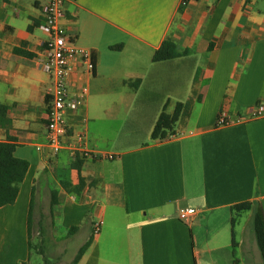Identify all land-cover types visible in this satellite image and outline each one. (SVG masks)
Returning <instances> with one entry per match:
<instances>
[{
	"label": "crops",
	"instance_id": "0c3cea01",
	"mask_svg": "<svg viewBox=\"0 0 264 264\" xmlns=\"http://www.w3.org/2000/svg\"><path fill=\"white\" fill-rule=\"evenodd\" d=\"M48 2L0 0V141L15 139L16 157L30 164L16 203L0 208V264L29 263V218L32 238L42 224L62 253L79 233L84 244L93 238L78 264H263L253 217H264V119L247 113L264 103V0H188L182 10L184 0H66L60 24L96 62L72 88L88 87L85 108L68 119L71 134L86 131L93 158L37 151L51 86L39 28ZM167 39L196 59L182 85L172 65L153 62ZM178 102L190 113L175 135L120 143L139 107L167 103L172 114ZM223 115L235 122L217 126ZM244 203L253 208L236 214L233 231L232 209ZM186 208L197 214L182 221Z\"/></svg>",
	"mask_w": 264,
	"mask_h": 264
},
{
	"label": "built area",
	"instance_id": "2783aa9c",
	"mask_svg": "<svg viewBox=\"0 0 264 264\" xmlns=\"http://www.w3.org/2000/svg\"><path fill=\"white\" fill-rule=\"evenodd\" d=\"M66 0H49L44 8V21L40 29L47 34L45 42L43 68L49 75L51 86L47 92L48 114H47V139L45 146L40 145L37 151L41 152L44 147L57 155L62 150L69 149L82 158H93L95 152L90 148L86 131L71 134L69 116L79 114L86 105L89 89L86 85L78 91L72 88L78 83L80 76H93L96 70L94 53L75 44L60 24L65 16ZM85 118L82 117V120ZM247 119H264V103H259L247 113ZM240 119H238L239 121ZM230 117L223 115L217 121V126L232 125ZM112 160L114 156L105 155L103 158ZM197 214L192 208L181 209L179 218L189 221ZM103 222L94 224L93 232L97 235L101 232Z\"/></svg>",
	"mask_w": 264,
	"mask_h": 264
},
{
	"label": "trees",
	"instance_id": "16d2710c",
	"mask_svg": "<svg viewBox=\"0 0 264 264\" xmlns=\"http://www.w3.org/2000/svg\"><path fill=\"white\" fill-rule=\"evenodd\" d=\"M188 0H184L181 10L184 8ZM121 47H117L120 49ZM115 49V48H114ZM16 53L32 57L33 55L21 50H16ZM190 51L185 50L179 52L177 45L171 40L167 39L163 42L161 47L155 52L153 56L154 63L165 62L173 66V70H178L179 82L182 85L188 80L196 65V59L190 57ZM176 60H180L179 64H174ZM142 81L136 80L130 83V86L134 90H138L141 86ZM182 94V93H181ZM167 103L162 109H157V105L153 106V109H142L136 110L133 114V120L127 124L126 130L128 134L132 135L136 141L135 144H142L141 138L144 137L145 132H151L152 140H166L169 137L175 135V127L180 119L185 118L189 115V103L178 102L175 110L172 114L166 111ZM8 108L4 105H0V122L6 121V113ZM126 135L121 137L120 143L124 144ZM17 145L15 139L9 137L8 141H0V208L7 205H14L19 197L20 186L24 182L27 173L29 171L30 164L28 161L16 157L15 152ZM80 159H78L77 167L81 169ZM83 183V179H81ZM66 186V184H65ZM53 202V206H54ZM253 208L251 203H244L233 207V213L235 217L232 218V227L237 223L236 214L249 211ZM32 218H29V248L32 251L33 243L30 241L32 238ZM254 234L255 239L262 257L264 264V217L260 209H255L254 217ZM234 234V233H233ZM93 243V238H90L78 251L72 264H78L83 256L87 253ZM235 244V243H234ZM43 253V252H42ZM235 264H239L238 261Z\"/></svg>",
	"mask_w": 264,
	"mask_h": 264
},
{
	"label": "rangeland",
	"instance_id": "374dc122",
	"mask_svg": "<svg viewBox=\"0 0 264 264\" xmlns=\"http://www.w3.org/2000/svg\"><path fill=\"white\" fill-rule=\"evenodd\" d=\"M122 134V133H121ZM126 134H128V131L125 128V131L123 132L122 136L124 137ZM42 207L41 209H43ZM36 217V216H35ZM250 218L248 214L244 216V224L248 223ZM248 221V222H247ZM38 218L36 217V223L35 227L37 229L38 225ZM39 228L41 229L40 233H36V229L34 230L35 233L32 242H33V249L31 251V255L29 258L28 264H72V260L74 259L76 255V251L82 246L86 240V233H79L75 235V237L72 238V240L66 245L67 252L62 253L59 248L61 247V244L55 245V243L52 245L51 242L46 238L47 233H43V225L39 224ZM243 233H238V238L242 236ZM57 242H61V240L58 238L56 239ZM43 252V253H42Z\"/></svg>",
	"mask_w": 264,
	"mask_h": 264
}]
</instances>
